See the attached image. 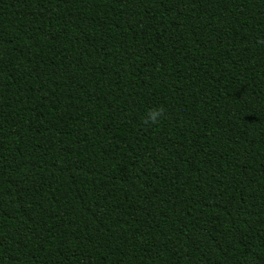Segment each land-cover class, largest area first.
Wrapping results in <instances>:
<instances>
[{"label": "trees", "instance_id": "obj_1", "mask_svg": "<svg viewBox=\"0 0 264 264\" xmlns=\"http://www.w3.org/2000/svg\"><path fill=\"white\" fill-rule=\"evenodd\" d=\"M0 264H264V0H0Z\"/></svg>", "mask_w": 264, "mask_h": 264}, {"label": "clouds", "instance_id": "obj_2", "mask_svg": "<svg viewBox=\"0 0 264 264\" xmlns=\"http://www.w3.org/2000/svg\"><path fill=\"white\" fill-rule=\"evenodd\" d=\"M160 112L159 110L155 111V112H150L149 116H148V120L149 122H156V120L159 118Z\"/></svg>", "mask_w": 264, "mask_h": 264}]
</instances>
